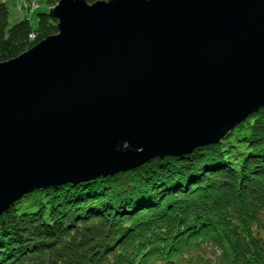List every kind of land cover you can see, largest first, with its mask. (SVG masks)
<instances>
[{"label":"water","instance_id":"95a60500","mask_svg":"<svg viewBox=\"0 0 264 264\" xmlns=\"http://www.w3.org/2000/svg\"><path fill=\"white\" fill-rule=\"evenodd\" d=\"M0 62V215L215 144L264 107V0H58Z\"/></svg>","mask_w":264,"mask_h":264},{"label":"trees","instance_id":"16d2710c","mask_svg":"<svg viewBox=\"0 0 264 264\" xmlns=\"http://www.w3.org/2000/svg\"><path fill=\"white\" fill-rule=\"evenodd\" d=\"M37 15L9 25L0 2V62L57 32ZM0 264H264V107L215 144L23 196L0 215Z\"/></svg>","mask_w":264,"mask_h":264},{"label":"rangeland","instance_id":"374dc122","mask_svg":"<svg viewBox=\"0 0 264 264\" xmlns=\"http://www.w3.org/2000/svg\"><path fill=\"white\" fill-rule=\"evenodd\" d=\"M0 2H4L7 6L9 13V25L27 17L30 19L33 27L36 26V20L38 18L37 14L43 12L48 13L49 9L54 6L49 7L46 0H27V3H23L22 5L19 4L20 0H0Z\"/></svg>","mask_w":264,"mask_h":264},{"label":"built area","instance_id":"2783aa9c","mask_svg":"<svg viewBox=\"0 0 264 264\" xmlns=\"http://www.w3.org/2000/svg\"><path fill=\"white\" fill-rule=\"evenodd\" d=\"M28 1H30V0H28ZM23 3H27V0H20L19 4L22 5ZM31 36H32V38H34V35H30V38H31Z\"/></svg>","mask_w":264,"mask_h":264}]
</instances>
